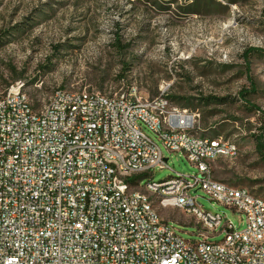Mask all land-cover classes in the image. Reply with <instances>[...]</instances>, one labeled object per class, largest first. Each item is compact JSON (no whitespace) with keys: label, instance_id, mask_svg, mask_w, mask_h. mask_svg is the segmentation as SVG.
Segmentation results:
<instances>
[{"label":"built area","instance_id":"1","mask_svg":"<svg viewBox=\"0 0 264 264\" xmlns=\"http://www.w3.org/2000/svg\"><path fill=\"white\" fill-rule=\"evenodd\" d=\"M167 92L150 98L121 79L57 90L40 108L21 81L0 95V264H264V200L213 174L236 143L194 134L199 115ZM145 128L198 174L154 182L167 161ZM199 190L246 228L205 212ZM160 208L190 215L201 239L184 240ZM219 229L225 239L210 242Z\"/></svg>","mask_w":264,"mask_h":264},{"label":"rangeland","instance_id":"2","mask_svg":"<svg viewBox=\"0 0 264 264\" xmlns=\"http://www.w3.org/2000/svg\"><path fill=\"white\" fill-rule=\"evenodd\" d=\"M121 79L150 98L168 87L172 106L199 115L194 134L235 142L237 158L215 161L214 178L264 200L256 142H264V0H0V95L21 81L40 108L57 90H104ZM145 130L167 160L151 171L154 182L198 174ZM193 195L205 212L246 228L240 214ZM159 214L184 240L201 239L190 215ZM216 232L210 242L225 239Z\"/></svg>","mask_w":264,"mask_h":264},{"label":"trees","instance_id":"3","mask_svg":"<svg viewBox=\"0 0 264 264\" xmlns=\"http://www.w3.org/2000/svg\"><path fill=\"white\" fill-rule=\"evenodd\" d=\"M242 97L246 96V93L242 92L241 93ZM256 142H257V150L259 152H264V142L262 139L256 138Z\"/></svg>","mask_w":264,"mask_h":264},{"label":"water","instance_id":"4","mask_svg":"<svg viewBox=\"0 0 264 264\" xmlns=\"http://www.w3.org/2000/svg\"><path fill=\"white\" fill-rule=\"evenodd\" d=\"M167 161V160H166Z\"/></svg>","mask_w":264,"mask_h":264}]
</instances>
